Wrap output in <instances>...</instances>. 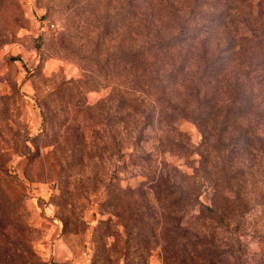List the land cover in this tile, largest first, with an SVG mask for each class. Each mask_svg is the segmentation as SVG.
Wrapping results in <instances>:
<instances>
[{
    "label": "rangeland",
    "instance_id": "rangeland-1",
    "mask_svg": "<svg viewBox=\"0 0 264 264\" xmlns=\"http://www.w3.org/2000/svg\"><path fill=\"white\" fill-rule=\"evenodd\" d=\"M181 32L194 43L174 41ZM263 40L264 0H0V264H264L263 152L239 228L216 226L214 238L215 221L182 208L183 224L206 229L188 242L193 257L168 247L161 226L173 208L156 192L213 176L218 154L211 147L201 167L192 95L196 84L204 93L198 79L219 50L233 47L226 80L242 78L238 51L251 50L252 123L264 144ZM160 105L174 127L155 131L159 150L135 164L140 115Z\"/></svg>",
    "mask_w": 264,
    "mask_h": 264
},
{
    "label": "trees",
    "instance_id": "trees-1",
    "mask_svg": "<svg viewBox=\"0 0 264 264\" xmlns=\"http://www.w3.org/2000/svg\"><path fill=\"white\" fill-rule=\"evenodd\" d=\"M186 37H190L191 39ZM195 39L194 36H189L186 32H181L173 38L174 41L179 43H194ZM168 43L169 41H167ZM167 44L158 45L156 50L162 51L167 49ZM232 48L219 50L217 56L207 58L208 62L204 69H202L198 79L204 85V93H202L201 86L198 84L194 87L196 91H192V93L194 92L192 96H194L195 103H198L199 106L197 107L199 109L193 112V118L198 121L206 143V155L203 156L200 162L201 167L203 168L205 163L211 162L209 159L213 153L211 147L218 154L219 162L216 165L210 164L211 169H213V176L211 179H206L197 186L179 189V193H176L174 190H169L166 193L161 189L160 184L156 187V192L160 193L157 198L160 204L171 210L173 208L171 227L165 224V222L161 226L162 234L170 235L166 237L170 238L172 243L168 247L181 249L184 253L188 251V254L192 257L197 252L196 247L190 250L188 242H191L193 239L203 242L200 233H204L206 229L203 230L202 228L195 231L193 222L183 224L180 216L182 208L191 206L193 209H196L199 213L198 220H202L203 223L207 219L215 221L216 223L209 226L210 234L214 238L219 234L216 226L220 227L221 231L224 232L230 230L232 225L239 228L244 216L242 212H245L250 201L247 194L244 195L243 192L250 185V177L253 174L252 159H254L259 151L264 153V144H261L259 141L260 135L256 131V128L254 129V124L252 123V117L255 116L253 114L254 104L251 98L252 89L250 85L252 81L250 74L253 71V61L250 60V57H252L251 50L244 48L238 51L239 55H244L246 59L244 61L245 65L243 63V65L241 64L238 67V74H241L242 78L238 77L226 80L225 74L231 63H234L235 60ZM128 59L134 61L135 57L130 53ZM172 76L174 75L172 74ZM223 81L228 91L231 92L230 96L226 99L223 98V95H221L222 90L219 89L220 83ZM200 108L206 109L207 112L202 113ZM137 110L140 111L139 107ZM152 110L153 113L149 112L145 115L142 113L140 115L144 122L140 128L141 130L138 132V141L133 147V153L136 155L134 157L135 164H138L136 160L140 158L139 155L142 158H148L154 151L159 150L160 146L152 143L155 131L166 132L169 130L166 127L167 125L174 127V122L171 121L167 124L166 121H163V112L165 111H163L162 107L161 110H158L157 116L156 108L152 107ZM130 111H133V109H130ZM129 115L135 116V113L131 112ZM211 123L213 127L209 129L207 126ZM216 123L220 124L218 134L213 132V128L217 129L214 126ZM159 139L163 141V138L160 137ZM169 140L170 138H167L166 143L170 142ZM216 171L217 175L214 176ZM126 189L127 193L130 194L128 195L131 201L129 205H134V192L132 188L128 186ZM204 234L206 235V233ZM208 247H205V249Z\"/></svg>",
    "mask_w": 264,
    "mask_h": 264
},
{
    "label": "built area",
    "instance_id": "built-area-1",
    "mask_svg": "<svg viewBox=\"0 0 264 264\" xmlns=\"http://www.w3.org/2000/svg\"><path fill=\"white\" fill-rule=\"evenodd\" d=\"M54 25H52V27H53Z\"/></svg>",
    "mask_w": 264,
    "mask_h": 264
}]
</instances>
